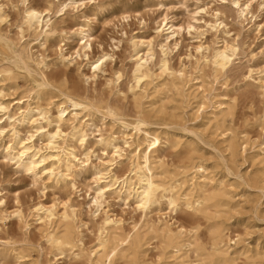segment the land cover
Instances as JSON below:
<instances>
[{
  "label": "rangeland",
  "instance_id": "374dc122",
  "mask_svg": "<svg viewBox=\"0 0 264 264\" xmlns=\"http://www.w3.org/2000/svg\"><path fill=\"white\" fill-rule=\"evenodd\" d=\"M60 1L27 2L52 4L57 11L53 18L56 32L40 45L30 31H25L21 40L22 0H0L5 15L0 20V70H6L0 74V103L8 108V113L0 111V128H5L0 134V264H103L96 262L93 251L100 237H105L102 226L107 217L117 223L109 230L110 237L115 232L139 233L138 247L120 252L110 264H193L199 260L214 264L210 254L218 230H223L225 247L238 251L237 264H264V161L257 154L264 143V0H255L253 17L248 15L245 21L238 17L234 0H81L77 6L58 11ZM236 1L243 4L247 0ZM162 19L177 27L166 49L173 77L160 76L161 43L165 42L156 37V23ZM81 29L89 30L93 37L90 62L102 50L111 55L96 78L86 77L92 67L84 56L76 57ZM150 38H156L148 63L152 75L146 84L136 87L132 41ZM5 40L14 44L17 52L24 40L29 41L34 58L44 60L49 84L41 98L36 97L39 88L33 78L10 57ZM225 45L235 48L236 55L224 72H215L204 57ZM60 47L64 55L73 57L72 63L60 62ZM67 91L83 98L92 109L75 120L73 108L65 105L67 114L71 113L62 130L69 133L72 125H81L89 133L87 142L82 144L67 135L58 139V152L64 160L53 165L54 177L42 170L51 167L52 158L39 166L37 176L17 168L6 153L16 142L10 124L22 111L37 105L56 115L62 93ZM220 104L229 105L231 111L216 122L213 114L219 113ZM107 108L113 116L105 115ZM139 117L161 138L151 159L157 164L160 161L166 170L158 178L178 186L177 208L159 195L144 212L135 198L126 196L125 188L106 190L99 204L94 202L98 170L105 174L99 183L103 187L109 184V175L122 180L132 174L136 154L143 149L151 151L152 146L143 142L138 147L141 133L132 123ZM40 123L47 130L56 126L54 122ZM37 126L25 120L14 128L23 144L33 145L37 156L53 155L57 151L48 146L47 137L36 132ZM100 137L114 139L118 152L101 143ZM67 150L73 156H65ZM197 164L206 168L200 172L202 176L193 167ZM109 170L112 173L108 175ZM193 177L205 178L211 193L223 188L227 192L224 203L213 206L209 201L208 207L196 210L197 193L186 203L184 194ZM38 205L71 215L79 237L73 249L60 252L50 245L47 227L35 218ZM17 209L22 211V219L14 215ZM164 225L174 231L179 226L187 230L178 239L180 248L150 229Z\"/></svg>",
  "mask_w": 264,
  "mask_h": 264
},
{
  "label": "bare ground",
  "instance_id": "6f19581e",
  "mask_svg": "<svg viewBox=\"0 0 264 264\" xmlns=\"http://www.w3.org/2000/svg\"><path fill=\"white\" fill-rule=\"evenodd\" d=\"M28 0H22V3L25 5L24 17L22 24L20 26L21 40L24 39V32L30 31L33 32L36 36V40H39L40 45L46 44L51 36H53L56 32V25L54 22V15L56 14V10L52 4H47L44 6L29 4ZM81 0H63L58 4V11H63L67 7L77 6ZM255 0H247L243 4L239 1L234 0L233 3L238 7L237 13L238 17L242 19V21L248 20V15L252 14V6ZM218 16V15H217ZM5 15L3 13L2 4L0 3V20H4ZM127 16L123 17L126 19ZM169 23V22H168ZM166 22V19H162L157 22L156 27V37L163 38V42L161 43V48L164 53L163 58L160 61V76L166 74L167 76L173 77L175 75L174 71L170 69L168 60L166 58V49L168 48V42L172 38H174L177 27L174 24H169ZM222 24L216 23V27H219ZM165 26H168L167 31L165 30ZM78 36L80 38L79 49L76 51V57L81 58L84 56L87 62L90 63L92 67L91 75L86 76L88 79L96 78L98 73L104 71V66L106 62L111 59V55L102 50L100 55L90 62V52L92 51V40L93 37L89 30L81 29L78 32ZM2 37V36H1ZM156 38H150L148 40H140L139 42L136 40L132 41L133 45V79L136 83V87H142V85L146 84L151 78V70L149 67V60L153 57L152 47L154 45ZM5 43L8 49L11 51L10 57L21 64V68L26 71L36 83L39 90L36 91V97L39 99L44 96V92H46V88L49 84L48 78L46 77L43 67L45 66L44 60H38V58H34V54L32 52L31 43L26 40L23 41L24 45L22 46V50L17 52L14 50V44H12L5 40ZM146 49V51H144ZM58 58L60 62L72 63L73 57H67L64 55L62 51V47L59 49ZM236 55V49L233 47H229L227 45L224 48L215 49L212 54L209 56H205L204 60L207 63H211L213 65L215 72H224L226 68L232 63L233 57ZM6 70H0L1 72ZM40 75V77L37 76ZM181 75V74H180ZM119 75L117 79H119ZM172 79V78H171ZM172 81V80H171ZM264 81V80H263ZM174 84V83H173ZM179 84V83H178ZM175 85V84H174ZM52 87V86H51ZM55 87V86H54ZM201 87V85H200ZM2 94V90H0V95ZM63 101L58 108L56 115L51 113L49 108L42 107L37 105L34 108L28 107V109L22 111L20 117L15 119L10 126L12 127L11 132L16 137L15 145H10L7 147V156L10 160L15 161L17 168L24 170L28 173H33L35 176L38 175L39 166L45 162L48 158H52L53 162L51 163L50 168L44 167L43 173L48 174L50 177L56 176V170L53 165L62 164L63 163V155H61L59 149L58 139H62L64 135L68 137L80 141L82 144H85L88 140L89 133L83 126L72 125V129L69 133H66L62 130V124L67 121L68 105L73 108L72 115L75 120H78V116L83 111H89L92 109L91 104L86 102L80 96L72 93V92H63ZM227 104V103H226ZM93 105V104H92ZM94 108V107H93ZM96 109V108H95ZM231 107L229 105L220 104L219 113L216 112L213 114L214 120L217 122L219 116H224L227 112L231 111ZM0 111H4L5 113L8 111V108L0 103ZM8 113V112H7ZM230 113V112H229ZM114 112L107 108L105 111V115L113 116ZM35 117V118H34ZM115 118V117H114ZM124 118V117H123ZM8 119L11 120L12 117L8 115ZM25 120H29L31 123L38 124L36 132L40 136L47 137L48 146L57 152L50 156H37L36 151L33 150V145L23 144V141L20 139L18 132L14 128V125L18 122H24ZM118 120V119H117ZM123 120V119H122ZM222 120V119H221ZM41 121L47 122V124H51L54 122L56 124L54 130H47L40 123ZM80 121V120H79ZM124 121V120H123ZM215 123V122H214ZM223 123V122H222ZM221 123V125H222ZM135 130L138 131V134L141 133V138L138 139V147H141L142 143H145L147 147H151V151L147 152L143 149L141 152L136 154V161L132 163L133 169L131 170L130 175L126 176L122 180L115 177V175H109L112 173L111 170L107 172L110 178L109 184H105L103 187L100 186V181L105 175L101 170L96 172V182L97 186V194L94 197L95 203L99 204V198L103 196L106 190L119 188L122 190L125 188L126 196L133 197L137 201V206L142 211L146 212L151 206L157 202L159 195L162 197H166L168 204L174 209L177 208L179 204V198L175 195V191L178 186L176 185H167L158 177L161 174H165L166 170L162 167V163L158 161V164L151 159V153L157 151V147L161 144V138L156 131H152L147 128V123L145 118L139 117L135 119L132 123ZM264 125V120H263ZM133 129V130H134ZM5 132V128H0V134ZM224 132V131H223ZM222 132V133H223ZM236 137V136H235ZM100 142L106 146H111L115 148V151L118 152L117 145L114 142V139L110 138H99ZM228 141V140H227ZM249 140L247 139V142ZM232 142V141H230ZM229 142V143H230ZM228 143V145H229ZM236 144V143H235ZM19 145V147H18ZM232 146L233 143H230ZM149 147V148H150ZM230 149V148H229ZM246 149V147H244ZM232 152V151H231ZM257 154L260 157V160L264 161V143L260 145L257 149ZM65 156H73V152L70 150L65 151ZM120 156V155H118ZM75 157V156H74ZM121 157V156H120ZM76 158V157H75ZM191 160V159H190ZM66 166L70 168L69 163H66ZM196 168V173L205 172L206 168L202 164L193 165ZM202 176V175H201ZM200 179V180H199ZM119 181V182H118ZM206 179L201 177H193L191 188L184 194L186 199V203H190V197H193V194L197 193V198L194 200L195 209L202 210L208 207L207 202L211 201L213 206H221L224 203V199L227 192L222 189H217V192L211 193L207 189ZM211 189V188H210ZM192 204V205H193ZM207 205V206H206ZM226 205V204H225ZM35 218L36 220L47 227V241L50 243L52 247L60 252H64L66 250L73 249L79 241V237L74 230L72 217L69 213L63 212L62 214H58L52 207H45L44 205H38L34 208ZM69 212V211H68ZM74 213V211L72 210ZM14 215L22 219V211L17 209L14 212ZM6 220V217H2ZM117 224L114 220L107 217L103 221L102 233L105 234V237H100L97 248L93 251L96 262H101L103 264H110L120 252L124 250H135L139 244V233H114L111 237L110 229H113V225ZM151 227V226H150ZM222 228V225H221ZM151 231L154 234H162L169 244H175L176 248H180V244L178 243V239L187 232V230L179 226L177 231L172 230L169 225H164L163 227H151ZM220 229V228H219ZM218 240L213 246V251L210 254L211 261L214 264H237L235 255L238 251L230 252L229 247H225L224 243V233L223 230H218V234L216 237ZM238 240V239H237ZM223 244V245H222ZM234 244H237L234 241ZM171 246V245H170ZM191 246V243L188 244ZM173 249V248H172ZM175 249V248H174ZM208 250V249H207ZM198 253V252H197ZM233 253V255H232ZM203 259V258H202ZM193 264H202L199 260L197 263ZM35 264H40L36 262Z\"/></svg>",
  "mask_w": 264,
  "mask_h": 264
}]
</instances>
